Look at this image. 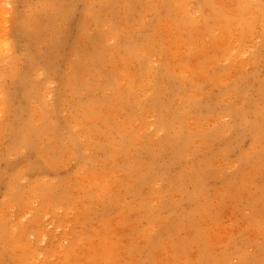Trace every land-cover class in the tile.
I'll return each instance as SVG.
<instances>
[{
	"label": "rangeland",
	"instance_id": "374dc122",
	"mask_svg": "<svg viewBox=\"0 0 264 264\" xmlns=\"http://www.w3.org/2000/svg\"><path fill=\"white\" fill-rule=\"evenodd\" d=\"M0 264H264V0H0Z\"/></svg>",
	"mask_w": 264,
	"mask_h": 264
}]
</instances>
